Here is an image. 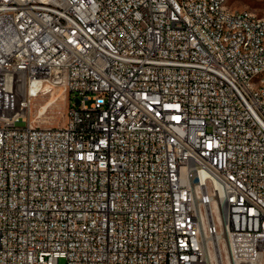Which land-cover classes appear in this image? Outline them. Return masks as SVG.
I'll return each instance as SVG.
<instances>
[{"label": "built area", "instance_id": "obj_1", "mask_svg": "<svg viewBox=\"0 0 264 264\" xmlns=\"http://www.w3.org/2000/svg\"><path fill=\"white\" fill-rule=\"evenodd\" d=\"M61 258L264 264V16L0 0V264Z\"/></svg>", "mask_w": 264, "mask_h": 264}, {"label": "rangeland", "instance_id": "obj_2", "mask_svg": "<svg viewBox=\"0 0 264 264\" xmlns=\"http://www.w3.org/2000/svg\"><path fill=\"white\" fill-rule=\"evenodd\" d=\"M228 6L234 10L248 9L264 16V0H228ZM67 103L62 99H56L54 102L49 98L37 100L33 105L32 118L34 124L40 126L62 125L66 121ZM59 264H66V260L61 258Z\"/></svg>", "mask_w": 264, "mask_h": 264}, {"label": "bare ground", "instance_id": "obj_3", "mask_svg": "<svg viewBox=\"0 0 264 264\" xmlns=\"http://www.w3.org/2000/svg\"><path fill=\"white\" fill-rule=\"evenodd\" d=\"M62 98H63V96H62ZM56 99H57V98H56V94L54 93V94L51 96V101L54 102Z\"/></svg>", "mask_w": 264, "mask_h": 264}]
</instances>
